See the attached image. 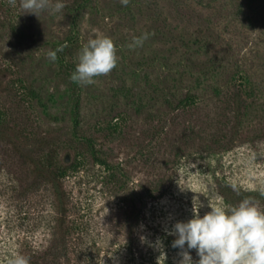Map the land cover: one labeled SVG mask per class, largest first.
Here are the masks:
<instances>
[{"label": "rangeland", "instance_id": "rangeland-1", "mask_svg": "<svg viewBox=\"0 0 264 264\" xmlns=\"http://www.w3.org/2000/svg\"><path fill=\"white\" fill-rule=\"evenodd\" d=\"M61 2L57 24L0 0V264H180L177 222L264 209V0ZM94 29L119 62L82 87Z\"/></svg>", "mask_w": 264, "mask_h": 264}, {"label": "clouds", "instance_id": "clouds-1", "mask_svg": "<svg viewBox=\"0 0 264 264\" xmlns=\"http://www.w3.org/2000/svg\"><path fill=\"white\" fill-rule=\"evenodd\" d=\"M120 2L127 6L130 0ZM8 4L15 8L17 0H8ZM19 7L24 14H35L38 18L42 12H47L55 17L57 24L65 19L63 10L66 5L61 0H19ZM93 32L94 38H89L82 46L79 62L70 76L72 82L82 87L94 84L96 77L110 75L119 62L114 41L96 29ZM151 35L154 33L145 32L134 37L128 48H142ZM66 47L67 44H63L54 51L50 50L47 58L55 62L57 54ZM231 187L239 194L237 185ZM258 191L264 197V185ZM211 209L203 217L197 213L188 222H177L168 232L177 236L172 247L181 250L180 264H194L190 252L193 249L200 257L198 264H264V209L259 201L249 197L235 206H211ZM157 245L162 246V242L158 240ZM7 264H30V258L14 254Z\"/></svg>", "mask_w": 264, "mask_h": 264}, {"label": "trees", "instance_id": "trees-1", "mask_svg": "<svg viewBox=\"0 0 264 264\" xmlns=\"http://www.w3.org/2000/svg\"><path fill=\"white\" fill-rule=\"evenodd\" d=\"M68 167H70L69 164H63V168L62 170L60 171V173H53V176L51 177L52 178V182H53V185L54 184H57V187H58V194L60 195L61 197V200L63 199V197H65V193L63 191V183L61 182L62 181V177H64L65 173H66V170L68 169ZM39 174L37 175H42V171H39L38 172ZM45 174H43L44 176ZM46 176V175H45ZM48 178V176H46Z\"/></svg>", "mask_w": 264, "mask_h": 264}]
</instances>
